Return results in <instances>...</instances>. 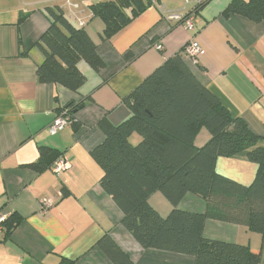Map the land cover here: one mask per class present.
Returning a JSON list of instances; mask_svg holds the SVG:
<instances>
[{
	"label": "crops",
	"instance_id": "obj_1",
	"mask_svg": "<svg viewBox=\"0 0 264 264\" xmlns=\"http://www.w3.org/2000/svg\"><path fill=\"white\" fill-rule=\"evenodd\" d=\"M115 0H0V210L13 226L0 244V264H113L99 246L108 238L132 264H193L187 255L143 249L121 224L123 215L99 185L102 171L92 158L102 144L101 121L119 126L131 112L126 98L167 59L194 38L200 47L197 65L188 64L197 80L249 132L264 140V23L237 15L223 16L233 0H156L111 39L90 6ZM194 15L195 32L172 26L167 14ZM59 7L96 44L103 68L95 72L80 61L85 82L76 91L38 82L42 56L34 44L47 30V9ZM162 46L161 51L154 48ZM74 124L51 136L48 126L71 104ZM69 110V109H68ZM139 140L133 137L131 140ZM210 139L206 130L195 138L196 148ZM49 148L69 163L61 176L51 170L56 160L37 171L40 149ZM215 172L244 187L250 186L257 165L243 158L220 157ZM43 201L50 206L43 207ZM162 218L172 210L159 192L148 199ZM177 209L201 214L205 203L186 194ZM208 240L258 249L262 237L246 227L206 220Z\"/></svg>",
	"mask_w": 264,
	"mask_h": 264
},
{
	"label": "trees",
	"instance_id": "obj_2",
	"mask_svg": "<svg viewBox=\"0 0 264 264\" xmlns=\"http://www.w3.org/2000/svg\"><path fill=\"white\" fill-rule=\"evenodd\" d=\"M155 4L156 0H115L89 9L103 22V38L109 40ZM203 5L200 2L191 12L195 15ZM47 13L49 26L34 44L42 56L36 67L38 82L76 92L85 82L77 63L83 61L95 72L103 63L83 27L72 23L59 7ZM222 15L264 23V0H233ZM182 52L167 59L126 98L131 112L127 121L116 127L105 121L98 124L104 141L91 156L102 171L100 188L112 198L123 215L121 224L143 249L187 255L193 264H264V140L249 132L241 119L232 117L197 80ZM80 106L69 104L63 110L71 114ZM203 129L210 139L196 148L195 138ZM133 137L139 138L136 144L131 142ZM60 157L41 148L38 161L27 166L42 171L48 158ZM220 157L256 164L253 183L244 187L218 175L215 162ZM156 192L173 207L165 218L148 204ZM186 194L201 199L205 211L178 210ZM206 220L246 227L261 235L262 245L252 249L205 239ZM13 222L10 217L7 234ZM99 246L113 264H132L112 240L104 238Z\"/></svg>",
	"mask_w": 264,
	"mask_h": 264
},
{
	"label": "built area",
	"instance_id": "obj_3",
	"mask_svg": "<svg viewBox=\"0 0 264 264\" xmlns=\"http://www.w3.org/2000/svg\"><path fill=\"white\" fill-rule=\"evenodd\" d=\"M154 1V0H151ZM165 19L169 22L177 24L179 27H182L187 32H195L194 26V13L186 12L184 14H167ZM80 27L83 26V23H79ZM155 50L161 51L162 46L160 44L154 45ZM200 52V47L198 43L192 38L186 46L183 48L182 55L185 59H188L192 66L197 64L196 57ZM73 119L71 114L68 113L67 110L61 111L57 117L52 121V123L48 126L47 132L49 135L54 136L61 132L64 128L71 126ZM69 163L65 160L64 157H60L54 163L51 172L59 177L64 172L69 169ZM43 207L48 208L50 203L48 201H43ZM10 213L6 210H0V244L2 243L3 239L7 235V227L6 223L10 218Z\"/></svg>",
	"mask_w": 264,
	"mask_h": 264
},
{
	"label": "rangeland",
	"instance_id": "obj_4",
	"mask_svg": "<svg viewBox=\"0 0 264 264\" xmlns=\"http://www.w3.org/2000/svg\"><path fill=\"white\" fill-rule=\"evenodd\" d=\"M138 141H139L138 139L135 140V141L131 140V142H132L133 144H136Z\"/></svg>",
	"mask_w": 264,
	"mask_h": 264
}]
</instances>
